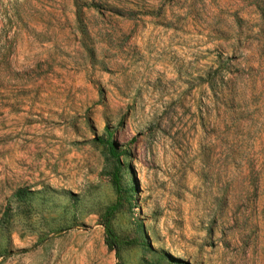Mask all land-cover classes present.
Instances as JSON below:
<instances>
[{
    "label": "rangeland",
    "instance_id": "374dc122",
    "mask_svg": "<svg viewBox=\"0 0 264 264\" xmlns=\"http://www.w3.org/2000/svg\"><path fill=\"white\" fill-rule=\"evenodd\" d=\"M114 178L119 264H264V0H0V264H117Z\"/></svg>",
    "mask_w": 264,
    "mask_h": 264
},
{
    "label": "trees",
    "instance_id": "16d2710c",
    "mask_svg": "<svg viewBox=\"0 0 264 264\" xmlns=\"http://www.w3.org/2000/svg\"><path fill=\"white\" fill-rule=\"evenodd\" d=\"M100 143L106 145L109 152H110V155L117 162H119L118 159H119L120 155H122V154L117 153L115 151L114 145L112 143V134L107 133L106 138L101 139ZM115 176H116V174H115ZM113 185H114L117 197H116L115 202L105 209V211L102 214L101 219H100V225L103 227V230H104V244L106 245V247L110 251H114L115 258L117 259V264H119L118 260H119L120 248L122 245H128V243L118 240V238L115 235L114 230L111 226V221H112L114 215L121 208V199H122V189H121V187L118 183V180L116 178H114V180H113ZM129 193H132V191L130 190ZM19 195L24 197V191L19 192Z\"/></svg>",
    "mask_w": 264,
    "mask_h": 264
}]
</instances>
